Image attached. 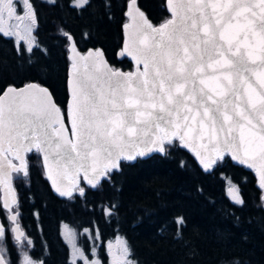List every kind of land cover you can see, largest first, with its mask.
Masks as SVG:
<instances>
[{"label":"water","instance_id":"95a60500","mask_svg":"<svg viewBox=\"0 0 264 264\" xmlns=\"http://www.w3.org/2000/svg\"><path fill=\"white\" fill-rule=\"evenodd\" d=\"M165 8L169 16L153 24L127 0L117 56L129 70L67 35L66 118L36 81L0 93V203L15 239L23 229L12 174H26L33 150L52 192L69 197L83 193L80 181L94 188L121 160L164 154L175 139L204 171L224 155L251 170L264 200V0H165Z\"/></svg>","mask_w":264,"mask_h":264},{"label":"trees","instance_id":"16d2710c","mask_svg":"<svg viewBox=\"0 0 264 264\" xmlns=\"http://www.w3.org/2000/svg\"><path fill=\"white\" fill-rule=\"evenodd\" d=\"M75 1L25 0L29 43H15L0 31V93L10 84L36 81L66 118L68 34L80 50L100 47L112 67L132 68L127 57L117 56L127 0ZM136 1L153 24L169 16L165 0ZM163 147L164 154L121 160L94 188L81 181L83 193L69 197L52 192L38 151L28 152L26 174L15 172L12 181L14 209L30 231L24 235L34 237L32 258L66 264L58 232L65 221L91 231L81 243L87 249L90 239L102 261L103 244L122 239L133 264H264V200L254 173L227 155L204 171L177 140ZM5 213L0 206L8 230Z\"/></svg>","mask_w":264,"mask_h":264},{"label":"flooded vegetation","instance_id":"af4514ba","mask_svg":"<svg viewBox=\"0 0 264 264\" xmlns=\"http://www.w3.org/2000/svg\"><path fill=\"white\" fill-rule=\"evenodd\" d=\"M1 1L2 0H0V2ZM6 5L8 6L6 13L8 14L9 18L12 19L11 22L12 23L14 22L16 26H14V29H13V30H15V37L8 35L9 33H6V34L4 33V34L9 36V37H12V39L15 43H22V44L26 45L27 43H29L28 37L23 35L25 33H21L19 31L21 28V25H20L21 20L23 18H25L24 16H26V17L30 16L31 8L28 5H26L25 0H23L22 2H19V1L17 2V0H8L6 2ZM80 185L81 184L79 183L78 188H81ZM74 193H76V190L73 192V194ZM76 194H78V193H76ZM80 195H81V193H80ZM15 204L12 206V211L16 212V222H18L20 227L23 229V235L20 237V239H15L13 237V232H12V228H11L12 222L9 220L8 212L6 211L5 216L9 221V229L5 230L4 225L0 221V224H2L0 227L1 228V230H0V242H1L0 253H1L3 259L5 260L6 264H20L19 259L22 255V252H24V251L27 252V254L29 255L27 257L28 261L26 264H43L42 259L32 258V256L29 254L33 251V249H35L34 237L32 234H30L29 236L27 235V237L24 235L26 232L30 233V231L28 230V228H26V225H24L23 220H22V215L18 214L17 211L14 209ZM17 219H19V221ZM64 224L69 225L70 227H72L73 225H71L70 223L65 222V221H61L58 223L59 235L61 237V240H62L64 246H66L65 263L66 264H73L71 261H69V248H68V245H67L65 239H63L62 234H61V227ZM78 234H79L78 239L80 242L79 247L81 248V227L78 228ZM22 241H24V242H22ZM110 251H108V254L105 256L104 261L100 260L101 258L98 260V264H113V261L111 260L112 253ZM75 264H81V258L77 259Z\"/></svg>","mask_w":264,"mask_h":264},{"label":"rangeland","instance_id":"374dc122","mask_svg":"<svg viewBox=\"0 0 264 264\" xmlns=\"http://www.w3.org/2000/svg\"><path fill=\"white\" fill-rule=\"evenodd\" d=\"M8 0H2L0 2V30L3 33H9L8 35L15 37V30L14 26L15 23L11 22L12 19L9 18L7 12L8 6L6 5V2ZM22 2L23 0H17V2ZM82 0H76L75 2H80ZM25 19L23 21V25L20 28L21 33H25V31H28V26H27V20L29 18L24 16ZM2 225V224H1ZM1 230V228H0ZM81 235L86 234L88 238L90 237L91 231L89 229H84L81 230ZM61 234L63 239H65L68 248H69V261H71L73 264L77 261V259L81 258V264H98V258L99 254L97 253V250L95 247L92 246V241L89 239L88 244L90 247L85 249L83 244L81 243V248L79 247L80 242H79V234H78V229L74 228L73 226L70 227L69 225H62L61 227ZM24 242V241H22ZM1 244V242H0ZM97 246L99 247V243L97 242ZM109 246V247H108ZM1 248V247H0ZM111 250V251H110ZM102 251L103 253L105 252V256L108 254V251L112 253V258L111 260L113 261V264H133L127 247L125 246V243L123 242L122 239H111L106 241L103 246H102ZM116 254V255H115ZM29 255L27 252H22V255L20 257V264H26L28 261ZM32 259V258H31Z\"/></svg>","mask_w":264,"mask_h":264}]
</instances>
